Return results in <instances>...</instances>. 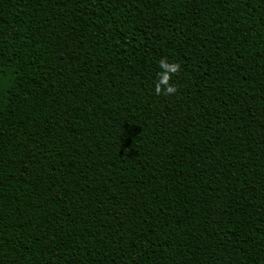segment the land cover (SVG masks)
Segmentation results:
<instances>
[{
    "label": "trees",
    "instance_id": "trees-1",
    "mask_svg": "<svg viewBox=\"0 0 264 264\" xmlns=\"http://www.w3.org/2000/svg\"><path fill=\"white\" fill-rule=\"evenodd\" d=\"M0 264H264V0H0Z\"/></svg>",
    "mask_w": 264,
    "mask_h": 264
},
{
    "label": "clouds",
    "instance_id": "clouds-1",
    "mask_svg": "<svg viewBox=\"0 0 264 264\" xmlns=\"http://www.w3.org/2000/svg\"><path fill=\"white\" fill-rule=\"evenodd\" d=\"M160 66L163 68V69H165L166 70V72H165V74H164V76H163V79H162V83H164V84H167V81H168V79H169V76H168V74L167 73H169V72H171V73H174V72H176L177 70H178V65H176V64H169V63H167L166 61H164V60H161V62H160ZM167 92H169V93H171V92H173L175 89L174 88H172V87H167ZM157 91L159 92L160 91V87L159 86H157Z\"/></svg>",
    "mask_w": 264,
    "mask_h": 264
}]
</instances>
